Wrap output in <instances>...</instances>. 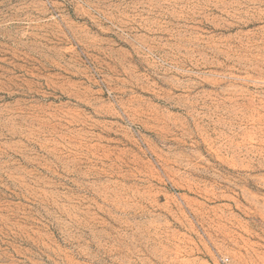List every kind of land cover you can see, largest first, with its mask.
<instances>
[{
  "label": "rangeland",
  "instance_id": "rangeland-1",
  "mask_svg": "<svg viewBox=\"0 0 264 264\" xmlns=\"http://www.w3.org/2000/svg\"><path fill=\"white\" fill-rule=\"evenodd\" d=\"M0 264H264V0H0Z\"/></svg>",
  "mask_w": 264,
  "mask_h": 264
}]
</instances>
